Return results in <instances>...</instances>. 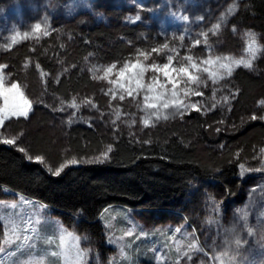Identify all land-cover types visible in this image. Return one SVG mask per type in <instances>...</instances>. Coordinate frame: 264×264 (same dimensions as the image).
Returning <instances> with one entry per match:
<instances>
[{
  "label": "rangeland",
  "instance_id": "1",
  "mask_svg": "<svg viewBox=\"0 0 264 264\" xmlns=\"http://www.w3.org/2000/svg\"><path fill=\"white\" fill-rule=\"evenodd\" d=\"M248 2L0 0V64L7 65L3 71L4 86L10 88L13 83L18 84L24 97L31 103L26 119L5 118L4 125L0 126V141L14 138L15 143L0 144L29 151L31 136L49 138L50 147L53 150L57 148L60 156L54 152L42 156V164L52 173L62 164H67L64 171L82 163H96V158L108 150V146H105L101 150L78 154L68 144L71 137L68 132L72 129L95 131L100 135H108L110 139H116L128 130L129 135L139 137V132L154 133L166 126L171 129L174 124L193 123L192 115H200L208 120L209 126L215 128L214 133L220 136L229 131L235 121L246 122L241 114L234 113L233 102L239 98L235 75L240 71L257 75L262 48L258 44V34L248 32L245 35L240 31L237 17L232 11L238 10L240 5L247 6ZM246 8L241 7L243 10ZM37 23L41 24L40 30L35 28ZM100 24L116 30L127 24L148 33L155 32L165 37L164 40L168 37L171 39L165 41L168 48L171 41H178L192 32L196 34L190 44L195 58L191 54H177V44H174L170 53L163 46L156 51H153L155 48L140 47L149 41L147 37L142 40L138 36L131 42L126 41L127 46L135 52L122 63L103 59L96 56L95 52L80 60L78 69L89 77L91 88L78 91L69 102H64L56 94H50L48 87L51 82L55 86L59 85L71 69H76L72 65L79 58L74 49L70 51V45H75L80 37L75 38L72 32L83 35ZM178 32L183 33L178 35ZM249 33L252 35L249 36ZM229 34L231 39L240 42L237 47L226 48L229 41L224 36ZM208 36L212 37L210 43ZM57 43L66 47L65 53L71 54V69L64 64L68 59L65 60L66 56L63 55L62 62L53 73H43L31 55L41 47L52 46L53 50V45ZM214 45L216 48L212 50ZM25 49H28L30 56L25 55V59L13 64L9 57ZM169 56L172 57L169 74L178 78L176 96L172 95L171 84H167L165 89L159 87L166 83L163 72L151 70L153 64L167 63ZM186 57H191V60ZM137 62L147 69L142 77L136 76L139 69L125 73L124 77L118 75L125 63ZM193 63L196 68L192 67ZM246 63H251V68L245 67ZM112 64H116V68L108 73L107 69ZM180 67H187L198 80L192 83L183 74L171 71ZM209 73L212 75L209 76ZM153 77L156 79L153 80ZM109 80L113 83H109ZM196 90L202 95L193 94ZM185 91H188L187 95ZM129 92L132 94L129 95ZM161 92L164 93L162 100L167 99L173 106L164 109L160 106L162 100H153ZM145 96L149 97L147 103L157 102L158 107L148 108ZM180 101H183V105L178 111L175 104ZM73 103L76 107H72ZM191 104H196L200 110L184 107ZM3 106L4 101L0 97V108ZM164 116L168 118L164 119ZM215 117L224 123L216 122ZM145 118L149 121L148 125L144 124ZM249 122L253 125L258 123V117ZM252 129L247 131L248 135ZM227 145L226 142L218 145L221 157L227 153ZM214 147L210 143L201 144L198 146V155L203 161L209 162V151ZM255 153L252 161L246 157L241 160L243 156L237 160L241 161L239 174L226 183V187L219 184V180H197L192 183L174 205L175 210L124 212L120 208L110 209L105 213L103 222L108 241L106 246L110 248L108 252L100 251L99 241L83 228L78 218L56 213L48 206L1 189L0 219L3 222L0 223V236L5 240L11 238V243L0 245L4 255L3 264H13L27 254L16 251L21 242L16 239L17 235L21 240L24 235L30 237L29 243H34V247L29 250L33 254L30 259L42 258V264H114V258L129 254V248L137 240L150 243L148 251L139 246L135 248L137 254L143 250L142 253L153 256V259L143 264H264V140ZM31 156L35 161V157L41 155ZM73 158L77 163L68 164ZM235 188L239 194L233 197L230 190ZM178 227L180 232L177 233L174 230ZM237 241L240 243L237 244ZM193 243L196 248L190 249ZM53 252L57 254L52 255Z\"/></svg>",
  "mask_w": 264,
  "mask_h": 264
},
{
  "label": "trees",
  "instance_id": "2",
  "mask_svg": "<svg viewBox=\"0 0 264 264\" xmlns=\"http://www.w3.org/2000/svg\"><path fill=\"white\" fill-rule=\"evenodd\" d=\"M241 7L247 8L243 10ZM238 8L240 10L232 11V14L235 13V18L237 17L240 31L245 35L248 32L258 34V44L262 48L258 74L252 76L240 71L235 75L239 98L233 102L234 113L241 114L246 122L235 121L229 131L221 133L220 136L214 133L215 128L209 126L208 120L200 115H192L193 123L174 124L171 129L166 126L154 133L139 132V137L129 135L128 130L118 138L110 139L108 135H100L95 131L72 129L73 131L68 132L71 136L68 144L78 154L94 149L101 150L105 146L111 147V151L104 162L71 166L59 176L53 175L45 164L28 158L32 157V154L47 156L52 152L60 157L57 148L53 150L50 147L49 138L31 136L29 151H20L16 146L0 144V191L8 190L48 206L56 213L78 218L83 228L99 241L100 251L108 252L110 248L106 246L103 222L105 213L110 209L120 208L124 212L172 211L175 210L174 205L197 180H219V184L226 187V183L239 174L241 161L237 160L243 156L241 160L246 157L252 161L257 148L264 140V0H249L247 6L240 5ZM107 27H94L93 31L83 32V35L72 32L75 38L80 37L75 45H70V51L71 48L74 49L77 52L76 57L79 58L74 65L70 62L71 54L65 53L66 47L60 43L54 44L53 50L52 46L41 47L31 55L41 66L43 73H53L62 62L63 55L66 56L65 60L68 59L64 64L70 69L71 65L76 68L71 69L67 78L59 85L55 86L51 82L48 87L50 94H56L64 102H69L78 91L91 88L89 77L81 74L78 67L80 60H84V57L92 52L103 59L122 63L135 52L132 47L127 46V42L139 38L138 36L142 40L147 37L149 41L142 43L140 47L156 50L164 47V44H167L165 41L171 40L169 37L164 40L165 37L155 32L148 33L144 29L127 24L118 30ZM182 33L178 32V35ZM195 36L192 32L180 38L176 36L180 40L169 43V53L174 44H177V54H191L192 58H195L194 49L190 45ZM211 38H207L210 39L209 43ZM224 38L229 41L226 46L228 49L240 44L231 39V34ZM213 47L212 50L216 45ZM25 55L30 56L28 49L10 56L9 59L16 65L20 59H25ZM253 116L258 117V123L254 125L249 122ZM214 120L224 123L216 117ZM252 127L251 134L248 135L247 131ZM223 142L228 144V151L221 157L218 145ZM208 143L215 146V149L209 151V162H206L198 155V146ZM230 193L235 197L239 190L231 189ZM149 245L148 241L137 240L131 245L132 248H129V254L114 258V264H143L144 261L153 259L151 254L142 253L143 250L137 254L135 250L139 246L148 251Z\"/></svg>",
  "mask_w": 264,
  "mask_h": 264
},
{
  "label": "snow or ice",
  "instance_id": "3",
  "mask_svg": "<svg viewBox=\"0 0 264 264\" xmlns=\"http://www.w3.org/2000/svg\"><path fill=\"white\" fill-rule=\"evenodd\" d=\"M217 27H219V25H217ZM35 28L37 30L41 29V24L37 23L35 25ZM45 35L48 34L47 31L44 32ZM252 34L249 33V36H251ZM197 43H199V41H197ZM164 47H167V45L165 44ZM153 51H156V49H153ZM141 55H143V53H141ZM186 59L191 60V57H186ZM168 62L167 63H163L162 65L159 64H153L151 65V70L153 72H163L164 76H165V80L166 83L165 84H160L159 87L161 89H165L167 87V84H171L172 85V95L176 96L177 95V88H178V78H173L172 76H170V64L172 61V57L169 56L167 58ZM205 63H210V61H205ZM245 67L251 68V63H246L244 64ZM7 67V65L4 64H0V97L3 98L4 101V106L2 108H0V126L4 125L5 122V118H11V117H24L25 119L28 117L29 111L31 110V103L29 100H27L24 97L23 92L21 91L20 87L18 84L13 83L11 85L10 88H6L4 86V76H3V71L4 68ZM193 68H196V64L193 63L192 64ZM116 68V64H112L111 67H109L107 69L108 73H111L113 71V69ZM133 69H139V71L136 73V76L138 77H142L144 71H146L147 69L141 67L139 65V63H125L124 66L119 70L118 75L120 77H124L125 73L132 71ZM172 72H178L180 74H183L184 76L187 77L188 81L195 83L198 80V77L193 76L187 67H180L179 69H171ZM231 74V71L229 70V75ZM212 73H209V76H211ZM135 78V77H134ZM156 78L153 77V80H155ZM109 83H113V81L109 80ZM149 91H151V88L149 89ZM129 95H131L132 93L129 92ZM188 94V91H185V95ZM193 94L195 95H202V93L198 90L194 91ZM164 96V93L161 92L157 95H155L153 97V100L160 102L162 100ZM115 98V97H113ZM121 100L124 99L123 96L120 97ZM144 100L146 102V106L148 108H157L158 107V103L157 102H153V103H147V101L149 100L148 96L144 97ZM225 100H227V97H225ZM181 105H183V101H180L179 103L175 104V107L177 108V110L179 111V108L181 107ZM162 106L164 109L169 108L170 106H173L170 104V102L167 99H163L162 100ZM72 107H76V104L73 103ZM184 107H190L192 109H195L196 111H199L200 109L197 107L196 104H191V105H184ZM182 114V113H181ZM160 116L159 114H157V119H159ZM164 119H167V116L163 117ZM256 117L253 116L252 119H255ZM264 118V117H262ZM144 124L148 125L149 121L147 118H145L144 120ZM0 142L3 143H7V144H14L15 143V139H4ZM20 151H24L23 148L19 149ZM111 151V147L108 148L107 152ZM107 152H105L102 156L97 157V162H103L104 160L108 159V155ZM29 159H33L32 157H28ZM35 161L36 162H43V157L42 156H37L35 157ZM68 164H75L77 163V161L75 160V158H73L71 161L67 162ZM67 164H62L56 171L52 172L53 175L59 176L61 174V172L63 171L64 167H66ZM49 171H52L51 169H49ZM3 220L0 219V223H2ZM15 231V228L13 229ZM175 232H180V228H176L174 230ZM129 235H131V233H129ZM16 239L18 241H21L20 243H18L17 245V252H27L26 255H23L21 257V259L19 261H14L13 264H24L25 261L28 262V264H42V258L41 260H35V259H30V257H32V252L29 251L30 249H32L34 247V243H29L30 237L28 235H24L22 240L21 237L19 235L16 236ZM3 243H11V238H9L8 240H5L4 237L0 236V245H2ZM237 244L240 243V241L236 242ZM191 248H196V244L193 243L190 245V249ZM57 253L53 252L52 255H56ZM187 253H184V255H186ZM191 257H189L190 259ZM3 260H4V255L2 253V248H0V264H3Z\"/></svg>",
  "mask_w": 264,
  "mask_h": 264
}]
</instances>
